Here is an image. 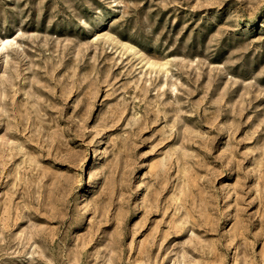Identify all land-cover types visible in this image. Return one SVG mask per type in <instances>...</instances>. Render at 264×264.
<instances>
[{
  "label": "rangeland",
  "instance_id": "1",
  "mask_svg": "<svg viewBox=\"0 0 264 264\" xmlns=\"http://www.w3.org/2000/svg\"><path fill=\"white\" fill-rule=\"evenodd\" d=\"M0 264H264V0H0Z\"/></svg>",
  "mask_w": 264,
  "mask_h": 264
}]
</instances>
